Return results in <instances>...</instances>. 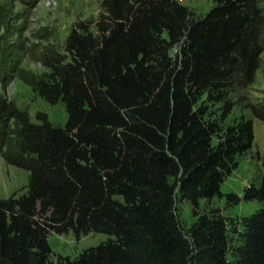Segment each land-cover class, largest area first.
I'll return each mask as SVG.
<instances>
[{
    "label": "trees",
    "instance_id": "trees-1",
    "mask_svg": "<svg viewBox=\"0 0 264 264\" xmlns=\"http://www.w3.org/2000/svg\"><path fill=\"white\" fill-rule=\"evenodd\" d=\"M99 1L96 32L76 25L67 57L49 58L50 73L28 81L65 104L64 127L32 123L0 99V138L13 120L17 146L4 158L29 173L27 193L0 199V264H53L52 233L107 236L59 264H264V176L245 191L261 207L243 218L233 260L227 220L199 214L203 200L234 198L221 185L254 142L251 120L224 121L230 93L259 69V0H217L201 17L176 0ZM179 195L198 217L188 237Z\"/></svg>",
    "mask_w": 264,
    "mask_h": 264
},
{
    "label": "rangeland",
    "instance_id": "rangeland-1",
    "mask_svg": "<svg viewBox=\"0 0 264 264\" xmlns=\"http://www.w3.org/2000/svg\"><path fill=\"white\" fill-rule=\"evenodd\" d=\"M190 8L196 16H205L217 0H176ZM264 12V0H259ZM101 14L99 0H0V99L10 102L25 112L32 123H40L45 117L56 127H64L67 110L63 102L49 104L28 84L37 78L45 77L50 69L45 66L48 59L57 55L66 58L65 44L76 25L86 23L96 32L95 24ZM263 48L259 69L254 80L244 86L236 87L229 95L233 109L224 121L232 126L242 118L251 120L254 126L252 148L237 157L238 168L227 176L221 185L223 195L211 201L200 202L199 214L218 212L227 220L228 259L233 260L232 249L241 244L240 233L244 231L243 218L260 209L257 201L244 200L245 191L251 186L259 187L264 176V122L253 115V109L264 112V31L261 39ZM178 48L172 51L175 56ZM222 105H213L214 118L220 120ZM4 135L0 138V199L24 195L29 187V173L9 165L5 153L17 150L15 124L7 120ZM218 140H214V145ZM178 217L183 232L188 231L197 221L190 203L180 195L177 201ZM107 240L103 234L90 235L76 241L72 234L48 237L53 251L51 262L59 264L58 258L74 259L84 250Z\"/></svg>",
    "mask_w": 264,
    "mask_h": 264
},
{
    "label": "built area",
    "instance_id": "built-area-1",
    "mask_svg": "<svg viewBox=\"0 0 264 264\" xmlns=\"http://www.w3.org/2000/svg\"><path fill=\"white\" fill-rule=\"evenodd\" d=\"M183 0H181V2H182Z\"/></svg>",
    "mask_w": 264,
    "mask_h": 264
}]
</instances>
